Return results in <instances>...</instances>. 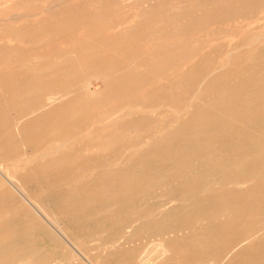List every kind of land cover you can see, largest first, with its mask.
Returning a JSON list of instances; mask_svg holds the SVG:
<instances>
[{"label": "bare ground", "instance_id": "6f19581e", "mask_svg": "<svg viewBox=\"0 0 264 264\" xmlns=\"http://www.w3.org/2000/svg\"><path fill=\"white\" fill-rule=\"evenodd\" d=\"M82 1L94 4L88 7V10H96V12L89 15L80 14L79 3L59 0L48 5L46 2H37L35 6L41 13L31 14L24 8H20L18 10L23 11H19L17 16L20 20L33 18L39 23L48 22L53 24H63L65 22L73 24L80 20L96 21L102 24L119 23L118 17L107 13V8H109L112 0ZM119 1L123 3L122 0ZM221 7V4L218 5L217 1H213L210 7L202 5L197 10L215 9L220 12ZM132 21L134 22L135 19ZM72 32L73 29H66L62 33ZM13 34L10 33L0 37V91L3 89L2 87L6 86L15 84H22V86H20L17 93L19 109L10 106V103H0V110L5 108L7 114L12 116L10 123L0 119V188L9 193V202H14L19 213H14V208H12V214L3 211L4 214L0 215V264H48L46 262L42 263L38 252L29 251L26 246V235L23 231L18 232L19 229L16 231V217H22L28 225L35 227L38 232L40 231L47 238L49 237L50 241L62 251L65 257L64 262H70L71 264H102L97 261L98 259H95L93 251L97 249L94 248V244L91 245L93 242L97 244L102 242L106 245L114 244L115 236L120 230L131 228L134 232V229L139 225L145 226V219L148 222V230H152V232L159 230L160 222L156 220L157 215L154 211H150L144 216L138 213L136 215L131 213L132 216L123 213L130 202L134 206L140 204L142 200H139L138 197L142 188H148L149 190L163 189L168 204L179 201V199H193L201 205L198 200L200 195L203 194V197L209 191L216 190L218 192L220 190V188L219 190H209L210 183L222 185L223 181H227L233 185L249 183L254 185L260 180L264 182V170H261L264 167V161L259 160L260 166H249L247 169L244 166L248 160L263 156L264 135H260L259 140L254 139L253 145L248 147L249 151L232 154L230 156L232 162H228L224 166L218 162L215 163L216 172L218 170H227L226 173L232 171L231 175L228 176L220 175L221 173L217 175L215 171L209 174L206 171V165H204L205 160H215L216 158L219 160L226 153L215 150L209 154L203 153L196 156L194 162L191 156L186 154L181 156L183 151L182 149L178 150V146L185 147L189 145L194 148L206 141L205 138H202L204 136L190 140L179 139V141V133H182L178 129L180 124H167L166 128L161 129L160 133L156 128L154 129L156 138L153 139L154 136L151 131L148 132L137 126L135 118L139 111L158 112L152 106L151 100L143 104H135L130 99L131 95H135L137 92L148 95L153 90L151 85L143 84L140 86L139 84L144 78V81L148 79L149 76L146 74L156 66L146 62L147 60L143 58L145 56L143 55L144 52L142 54L135 52L110 57H106L107 52H101L97 55L98 57H95V53L94 55L84 53L86 49L89 50L90 47L94 49L95 47L93 42L89 43L85 39L86 41L80 43L72 41L69 46L70 51L66 54L57 51L51 56L35 54L33 59H27L23 55L15 54L14 50L18 48L26 50L27 47L33 44L43 46L52 40V31L43 28L31 38L24 32ZM261 38H264V34H259L258 39H255L249 45H253L255 42L258 43ZM1 49H5V52ZM103 49L105 48L103 47ZM235 52H238L236 47L229 54L232 55ZM99 57L104 59L98 63L91 62V60H96ZM197 57L195 55L193 58ZM263 58V56L259 57L261 59L259 61L261 62L260 65L264 67ZM259 61L257 60L255 63ZM117 62L119 63L117 64ZM235 63V59L230 58L217 61L211 68L206 69L203 74H219L230 69ZM130 71L132 74H130ZM139 72H145V77H141ZM125 74L130 76L127 77ZM115 75L121 76L118 83L110 81V78ZM91 79L100 80L104 83V97L98 107L100 112L103 113L98 119L99 122L103 123V126L100 129L93 128L92 125L80 127L82 137H78L75 134V131L79 130L80 120L78 116L90 106L78 96L82 93H85L86 97L92 95L90 92ZM202 83L200 82L199 85L201 86ZM115 89H120L123 92L121 96L117 97L119 101L112 106L114 103L112 102L113 91ZM224 94L226 93H221V97L225 96ZM259 94L260 97H264V91L260 90ZM246 96H248L247 101H256L259 97L257 95L253 97H250L251 95ZM33 98L36 100L33 101ZM185 99L187 100L186 104L190 106L189 109L193 107L208 109L211 106L206 103L203 97L196 94H191ZM253 107L252 103L249 106L245 105V108L237 106L229 112V116H236L237 112L242 109L250 112ZM165 108L166 112L176 113L180 111L174 101H168ZM261 111H264V109ZM259 120L264 122V117L250 119L248 126L250 127L251 124H255ZM125 124H132V129L137 135L143 133V131L147 134L144 138L145 142L139 145V150L146 145L159 147L161 143L168 146L167 150L161 155L162 152L159 153V149H157L149 157L150 151L143 149L138 159V157H135L138 149L133 147L126 155L119 153L112 160L104 159V163L97 165L96 159H103V153L113 149L124 140ZM12 125L16 130H14L15 133L11 129ZM67 133H70V136L65 137L64 134ZM133 149L135 150L133 151ZM17 150L18 155L13 159L10 152ZM81 159H84V162L77 165V162ZM137 159L139 161L148 159V161H151L150 163L157 160L165 164L159 167L152 166V169L145 171L147 168H139L140 165L134 163L138 161ZM120 163L123 164L119 165ZM169 164H171V167ZM71 165H75L76 168L70 170ZM161 171H171L172 174L170 173L168 177L156 178L155 172L160 173ZM189 176H194V179L190 181ZM26 177H30L32 186L34 185L39 190L35 196L28 191L29 186H26L27 183L26 185L23 183ZM135 177L139 179L138 182L133 180ZM172 184H180L181 187L183 184L187 189L180 193V197L177 194L175 195L176 192L170 188ZM131 191L134 194L133 196L129 195ZM142 193L144 194L143 191ZM58 196L60 197L58 198ZM250 197L253 199L252 208L254 213H252L258 214L262 218V224L259 225L257 231L248 230V234L242 241H236L229 250L230 254L234 250L236 251L241 242H251L255 235L261 233L264 229V188L260 190L253 189ZM232 199L231 194L220 197V205L217 211L214 212L213 217L221 218L228 215L229 222L232 224H235L239 217H243L241 204L233 202ZM253 214L248 216H253ZM112 216L118 218L114 223L109 220ZM143 218L144 220H142ZM204 220H209V218L205 216ZM65 221H68L69 225ZM96 223H101V227H94ZM114 224L120 226V229L112 227ZM168 229H173V226ZM167 231L169 233V230ZM170 231L175 233V230ZM207 242L208 239L204 245L200 246L202 251L207 247ZM89 244L93 246H89L90 249L87 247ZM195 245L199 247L198 242ZM170 252V249L163 242L157 246V251L151 260L144 261L140 259L138 264H164L168 260ZM225 253L219 246H215L209 257L204 254L205 256L203 255L201 258L191 260L189 264H223V260L229 255V252L228 255ZM52 254L55 256L54 253ZM185 261L187 260L185 259Z\"/></svg>", "mask_w": 264, "mask_h": 264}, {"label": "rangeland", "instance_id": "374dc122", "mask_svg": "<svg viewBox=\"0 0 264 264\" xmlns=\"http://www.w3.org/2000/svg\"><path fill=\"white\" fill-rule=\"evenodd\" d=\"M57 1L59 0H0V37H4V35L6 36L10 33H14L13 35H15V33L21 34L24 32L31 38L43 28L53 33L52 40L48 41L45 45L38 46L37 44H33L27 47L26 50L18 48L14 50L15 54L23 55L27 59H33L35 54L51 56V54L57 51L66 54L70 51L69 46L72 41L80 43L86 40L89 43L93 42V46L95 47L94 49L91 47L89 50L86 49L84 53L86 55L89 53L94 55L95 53V57H98L97 55L101 52H107L106 57L122 54L128 55L135 52L142 54L144 52L143 55L145 56L143 58L147 60L146 62L158 67L155 66L148 74L139 72L143 78L145 74L149 76L147 80L144 81V78L139 84L140 86L143 84L151 85L153 86V90L148 95L137 92L135 95H131L130 99L135 104H143L151 100L152 106L158 112L139 111L135 118L137 126L148 132L151 131L154 136L156 134L154 132L155 128L160 133L161 129L166 128L167 124H180L178 129L182 133H179L178 140H190L204 136L202 138H205L206 141L199 144V146L194 148L189 145L185 147L178 146L177 149H182L183 154L181 153V156H185V154L191 156L193 162L196 160V156H200L203 153L209 154L214 150L226 153L219 160L216 158L215 160L207 159L204 161L206 171L209 174L214 171L216 172L215 163L217 164L218 162L224 166V164L232 162L230 159L232 154L249 151L248 147L253 145L254 139L257 138L259 140L260 135H264V122L259 120V122L251 124L250 127L248 126L250 119H261L264 117V111H261L264 109V97H260L259 94L260 90L264 91V67L260 65L261 62L259 61L261 60L259 57H264V38H261L258 43L255 42V44L249 45L252 41L258 39L259 34H264V0H122L123 3H120L119 0H112L109 8H107V13L118 17L121 22L107 24L90 20H80L73 24L66 22L63 24H53L48 22L39 23L33 20V18L18 19V12L23 11L18 10L20 8H24L31 14L35 12L41 13L35 6L37 2H46L48 5ZM66 1L79 3L80 14L89 15L96 12V10H88V7L94 5L92 3L82 0ZM213 1H217L218 5H222L220 12L215 9L197 10L202 5L210 7ZM15 11L16 13H14ZM134 19L135 21L131 22ZM66 29H73V32L68 34L62 33ZM103 47L107 50L104 51ZM235 47L238 48V52L232 55L229 54ZM1 51L5 52V49H1ZM195 55L198 57L193 58ZM229 58L236 61L235 65L230 69L219 74H203L206 69L211 68L217 61ZM102 59L104 58L99 57L96 60H91V62L98 63ZM257 60L259 62L255 63ZM130 74H132L131 71ZM125 76L129 77L130 75L125 74ZM119 78H121L120 75H115L113 78H110V81L118 83ZM200 82H203L201 86L199 85ZM20 86L22 84L2 87L3 89L0 91V103H10V106L19 109L17 93L20 90ZM103 91L104 83L100 80L91 79L90 92L92 95L86 97L85 93H82L78 96L86 104L90 105L86 111L78 116L80 120L79 130L75 131L78 137H82L80 127L92 125L93 128L100 129L103 126V123L98 120L102 116L101 114H103L98 108L99 103L102 102L104 97ZM122 92L120 89L113 91L114 97L112 102L114 103L112 106L119 101L117 97L121 96ZM224 92L226 93L224 94L225 96L221 97V93ZM191 94L203 97L206 103L211 106L208 109L199 107L189 109L188 107L190 106L186 104L187 100L185 98ZM246 95H251L250 97L257 95L259 97L256 101H247L248 96ZM32 100L35 101L36 99L33 98ZM168 101H174L180 111L176 113L166 112L165 106L168 104ZM251 103L254 107L250 112L243 111L242 109L237 112L236 116H229V112L237 108V106L245 108V105L249 106ZM11 117L7 114L5 108L0 110L1 120L10 123ZM132 126V124H125L124 140L113 149L103 153V159H96L97 165L104 163V159L112 160L119 153L126 155L133 147L138 149L135 156L138 159L143 149L150 151L149 157L157 149H159V153L162 152L161 155L165 153L168 146L163 143L159 147L146 145L139 150V145L145 142L144 138L147 134L143 131V133H139L140 136L137 135ZM13 127L12 125L11 129L15 133L16 130ZM64 136H70V133L64 134ZM152 138L155 139L156 137ZM10 155L15 159L18 155V150L10 152ZM257 158L245 162V169L249 166H260V161H264V153L263 156ZM83 162L84 159H81L77 162V165ZM150 162L146 159L138 160L134 163H138L140 165L139 168H147L145 171H148L152 166L159 167L165 164L157 160H154L152 163ZM122 164L120 163L119 165ZM74 168H76L75 165L69 167L70 170ZM261 170H264V167ZM226 171L218 170L216 174L231 175L232 171L227 173ZM170 173L172 174L171 171L155 172V177L158 179L164 176L168 177ZM193 177L189 176L190 181L194 179ZM136 178L133 180L138 182L139 179ZM223 182L222 185L210 183L209 190H219V188L220 190L218 192L216 190L209 191L203 197V194L200 195L198 200L201 205L197 204L193 199H179V201L168 204L166 193L163 189L149 190L148 188H142L138 197L139 200H142L140 204L134 206L130 202L128 208L123 213L124 215L131 213H135L136 215L138 213L144 216L150 211H154L157 215L156 220L160 222L159 230L157 232L148 230V222L145 219V226L139 225V227L134 229V232L131 228L120 230L115 236L114 244L106 245V243L102 242H99L101 244L93 242L91 245L94 244V248L97 249L93 251L95 259H98L97 261L102 264L106 262L107 264H138L140 259L144 261L151 260L157 251V246L164 242L171 251L168 260L164 264H189L191 260H195L198 257L201 258L204 254L209 257L215 246H219L221 250L226 252V255L229 252L228 257L223 260V264H264V229L261 233H258L259 235L256 234L251 242H241L232 254L229 251L236 241H242L246 237L248 230L257 231L259 225L262 224V218L258 214H253V199L251 198L252 196L250 197V194L253 189H263L264 184L262 183L264 182L260 180L254 185L250 183L233 185L227 181ZM23 183L25 185L27 183L26 186L30 187H28V191L33 196L39 191L34 185L32 186L30 177H26ZM170 188L176 192L175 195L179 196L181 195L180 193L187 189L183 184L182 187L180 184H172ZM230 194L233 196V202L241 204L242 213H244L242 214L243 217H239L235 224L229 222L228 215L221 218L213 217L214 212L217 211L220 205V197L224 195L229 196ZM129 195L133 196L134 194L131 191ZM9 199V193L0 188V215L4 214L3 211L7 213L11 212L12 214V208H14V213H19L14 202H9ZM249 214H253V216H248ZM205 216L209 220L205 221ZM109 220L114 223L118 218L116 219V217L112 216ZM15 221L16 231L19 229L18 232H24L26 235V246L29 248V251L39 253L42 263L71 264L70 262L63 261L65 257L62 251L50 241L49 237L47 238L46 235L40 231L38 232L35 227L28 225L22 217H16ZM65 223L69 225L68 221H65ZM100 224L96 223L94 227L100 228ZM167 224H170V226ZM171 226H173V229H168ZM112 227L120 229V226L116 224ZM229 228L231 231H229ZM167 230H169V233ZM170 230H175V233ZM207 239V247L202 251V247L200 246L204 245ZM196 242H198L199 247L195 245ZM89 246L90 244L87 245L89 249L93 247Z\"/></svg>", "mask_w": 264, "mask_h": 264}]
</instances>
